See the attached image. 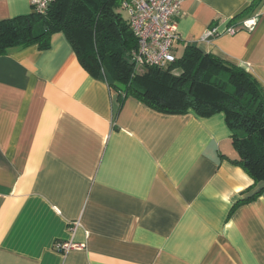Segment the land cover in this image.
Segmentation results:
<instances>
[{"label":"crops","instance_id":"obj_1","mask_svg":"<svg viewBox=\"0 0 264 264\" xmlns=\"http://www.w3.org/2000/svg\"><path fill=\"white\" fill-rule=\"evenodd\" d=\"M254 1L184 0L176 57L196 45L264 89V0L237 19ZM31 12L0 0V20ZM238 158L224 113L121 101L63 32L12 48L0 55V264H264V193L250 198L264 183ZM69 240L83 246L55 248Z\"/></svg>","mask_w":264,"mask_h":264},{"label":"trees","instance_id":"obj_2","mask_svg":"<svg viewBox=\"0 0 264 264\" xmlns=\"http://www.w3.org/2000/svg\"><path fill=\"white\" fill-rule=\"evenodd\" d=\"M132 0H56L45 13L0 20V55L12 48L50 47L63 32L79 62L104 78L121 101L135 96L166 113L193 111L207 117L224 113L239 158L233 160L254 180L264 183V89L244 67L187 45L166 67L137 66L138 48L123 3ZM260 0L237 16H251ZM264 193V186L250 198Z\"/></svg>","mask_w":264,"mask_h":264},{"label":"built area","instance_id":"obj_3","mask_svg":"<svg viewBox=\"0 0 264 264\" xmlns=\"http://www.w3.org/2000/svg\"><path fill=\"white\" fill-rule=\"evenodd\" d=\"M56 0H31L32 11L45 13ZM184 0H132L123 6L128 13L131 28L138 39V48L131 54L132 61L141 65L166 67L176 60L174 44L181 38L178 31V16ZM255 20L244 21L251 28ZM235 28H229L235 32ZM215 29L207 32L213 35ZM79 220L72 223L74 231ZM83 245L69 241H59L55 248L62 252L81 248Z\"/></svg>","mask_w":264,"mask_h":264}]
</instances>
